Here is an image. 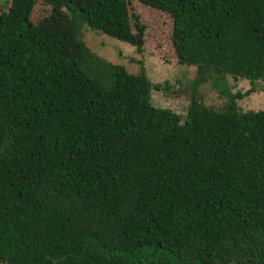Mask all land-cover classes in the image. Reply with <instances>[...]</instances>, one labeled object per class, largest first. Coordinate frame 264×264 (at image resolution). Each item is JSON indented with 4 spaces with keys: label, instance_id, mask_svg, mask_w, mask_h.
Segmentation results:
<instances>
[{
    "label": "trees",
    "instance_id": "1",
    "mask_svg": "<svg viewBox=\"0 0 264 264\" xmlns=\"http://www.w3.org/2000/svg\"><path fill=\"white\" fill-rule=\"evenodd\" d=\"M131 1L172 18L179 62L222 109L195 94L183 121L152 104L164 87L144 69L88 49L85 24L142 51ZM39 2L52 13L36 24ZM228 76L251 89L233 93ZM259 82L264 0H13L0 13V262L264 264V111L239 107Z\"/></svg>",
    "mask_w": 264,
    "mask_h": 264
},
{
    "label": "rangeland",
    "instance_id": "2",
    "mask_svg": "<svg viewBox=\"0 0 264 264\" xmlns=\"http://www.w3.org/2000/svg\"><path fill=\"white\" fill-rule=\"evenodd\" d=\"M12 1L0 0V13L8 12ZM130 12L140 15L147 28L146 43L142 51L95 31L86 24L82 29V41L99 60L108 65H122L133 75H139L144 69L154 85L160 84L164 87L162 91L153 89L152 104L157 108L173 110L182 116L183 121L188 116L191 98L195 94L206 106L216 110L222 109L228 102L227 98L220 95L210 81L197 86V68L179 62L173 43L172 18L137 1H131ZM51 13L50 6L39 2L34 9L32 20L38 24ZM107 68L102 66L98 72L104 73ZM103 78L109 79L108 76ZM227 84L233 93H245L251 89L248 80L235 81L231 76L227 77ZM239 107L245 112L264 111V82L257 83L256 92L239 101Z\"/></svg>",
    "mask_w": 264,
    "mask_h": 264
}]
</instances>
